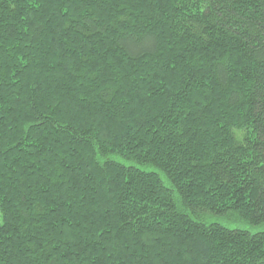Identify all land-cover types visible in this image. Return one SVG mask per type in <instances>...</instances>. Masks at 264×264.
Here are the masks:
<instances>
[{
	"label": "trees",
	"instance_id": "1",
	"mask_svg": "<svg viewBox=\"0 0 264 264\" xmlns=\"http://www.w3.org/2000/svg\"><path fill=\"white\" fill-rule=\"evenodd\" d=\"M0 264H264V0H0Z\"/></svg>",
	"mask_w": 264,
	"mask_h": 264
}]
</instances>
